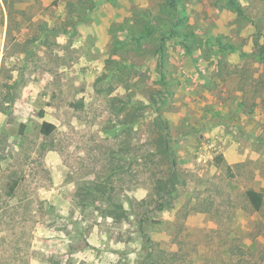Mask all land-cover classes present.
I'll return each instance as SVG.
<instances>
[{"label":"rangeland","instance_id":"374dc122","mask_svg":"<svg viewBox=\"0 0 264 264\" xmlns=\"http://www.w3.org/2000/svg\"><path fill=\"white\" fill-rule=\"evenodd\" d=\"M238 1L0 0V264H264V0Z\"/></svg>","mask_w":264,"mask_h":264},{"label":"trees","instance_id":"16d2710c","mask_svg":"<svg viewBox=\"0 0 264 264\" xmlns=\"http://www.w3.org/2000/svg\"><path fill=\"white\" fill-rule=\"evenodd\" d=\"M166 4L168 7L173 8L174 10L176 9H182L183 13L179 16L176 17L177 23H182L184 22V15H185V8H179L180 4L178 0H166ZM228 5L231 7H234L239 13L243 12L242 7L239 3L238 0H228ZM174 33H176L179 36H182L183 39L190 38L193 33L191 31L187 32H180L174 30ZM191 44L189 43L186 48L189 50ZM223 49V46L221 47ZM235 48L233 47L232 50ZM160 51L163 54V45L160 46ZM259 55L262 59H264V43L259 47ZM10 77L7 74V68L5 65H3L2 71H1V81H0V87L7 86V95L8 99L11 100V91L12 88L9 87V82H5V79H9ZM13 87L15 85V82L11 84ZM3 90L1 89L0 95L2 94ZM4 102V101H2ZM11 102V101H10ZM40 115H44V110L40 111ZM140 118V114H136L133 116L130 122L137 121ZM161 123V122H160ZM167 123V122H166ZM167 125V124H166ZM56 129V125L48 120H43L41 122L40 126V131L44 133L45 135H49L53 133V131ZM159 132V145L157 146V151L160 152L161 156L168 157V158H173V152L172 148L169 145V137H168V132H167V126H163V124H160V127L158 128ZM174 159V158H173ZM176 160H173V164L175 165ZM172 171H175V167L172 168ZM19 184V181L17 179H13L10 182H8V193L13 194ZM178 184V179L176 176V173H173L170 177L168 178H160L157 180L156 188H155V193L163 199L161 201V206L165 207L168 204L171 203L170 199L168 200L167 198L164 197H171L173 193L176 190V185ZM101 186H97L96 188L89 190V192H96L100 197L105 198V203L102 207L101 213L104 216L111 217L116 221H122L124 219L128 218V212L126 208L124 207L122 202L116 201L114 197L111 194H108L107 188H100ZM89 194L83 193L81 202L85 205L84 197L87 198ZM245 196L249 204L252 206V208L256 211L260 210L263 205H264V196L263 194L254 189V188H248L245 192Z\"/></svg>","mask_w":264,"mask_h":264}]
</instances>
